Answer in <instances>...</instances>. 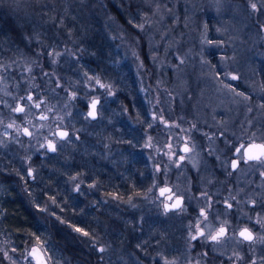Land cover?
Listing matches in <instances>:
<instances>
[{
	"label": "rangeland",
	"instance_id": "374dc122",
	"mask_svg": "<svg viewBox=\"0 0 264 264\" xmlns=\"http://www.w3.org/2000/svg\"><path fill=\"white\" fill-rule=\"evenodd\" d=\"M32 1L0 0L11 2L17 7ZM136 1L139 2L135 6L137 13L128 9V16L139 34L132 40L123 31L122 25L112 24L115 30L110 43L116 40L112 43L115 45L111 44L105 50L106 57L95 68L79 59L74 45L64 42L47 47L49 58L46 63L38 54L43 52L41 46L31 56L23 50L14 57L0 55V161L4 168L6 164L19 167L24 178L32 182L37 180V173L48 176L49 172L45 169L49 161L58 158L57 155L49 156L46 153L48 143L53 141L59 153L66 145H72L74 133L93 126L95 122L89 116V109L95 97L102 99L98 107L99 118L111 130L124 131L128 109L115 90L122 82L124 85L130 82L135 92L129 97H138L142 117L149 118L144 145L157 153L161 143L164 145V156L171 162L167 165L175 174L172 185L176 194H190V167L199 175L204 159L200 139L205 133V123L211 121L215 124L222 116L235 118L244 107L249 111L250 95L237 88L238 80L255 92L264 86V80L259 76L264 71V49L250 52L252 46L259 48L262 43L259 38H264V0ZM252 3L257 4L258 10L251 8ZM51 11L49 9L46 12ZM51 14L52 19L54 13ZM5 49L15 51V48L9 49L7 46ZM44 64H48V67ZM98 67L104 71L96 70ZM36 69L45 74L51 70L57 78L62 76L64 69L65 82L59 80L56 88H63L64 84L63 91L67 94L57 101L45 102L30 92L25 93L27 80ZM232 76L238 79L233 80ZM97 80L105 87L101 88ZM81 91L86 106L78 110L73 107L70 98L74 95L72 92L77 94ZM17 108H23L24 111L17 112ZM60 127L70 130L64 140L56 135V129ZM157 133H165L172 138H162L159 142L161 137L156 139L153 135ZM184 141L188 143L189 152L186 160L182 161L180 157ZM35 157L41 160L37 164ZM56 177L51 180L46 178L45 183H48L49 188L51 182L54 185L51 188L55 187ZM72 178L75 179V176ZM70 186L73 188L74 184L70 183ZM60 189L61 186H57L55 194L46 192L49 199H43V202L38 201L41 198L31 189L28 190L31 199L37 202L42 211L53 212L63 219L61 210H55L56 206L64 208L62 201L56 200ZM91 238L101 253L100 264H139L134 256L127 260L120 246L106 237ZM5 247L0 242V249L10 258L5 264H27L24 257L31 245L19 251L17 257H10L11 250L7 251ZM44 252L46 257H50L46 250ZM48 264L66 263L63 258L54 260V257H50Z\"/></svg>",
	"mask_w": 264,
	"mask_h": 264
},
{
	"label": "flooded vegetation",
	"instance_id": "af4514ba",
	"mask_svg": "<svg viewBox=\"0 0 264 264\" xmlns=\"http://www.w3.org/2000/svg\"><path fill=\"white\" fill-rule=\"evenodd\" d=\"M259 39L260 47L252 46L251 53L264 49V38ZM259 76L264 80V71ZM238 83L237 88L250 95L249 111L244 107L235 118L222 116L215 124L205 123L201 170L198 175L190 167L192 189L182 195L172 185L175 174L167 165L171 162L164 156V145L158 153L144 145L149 118L138 122V149L111 150L107 145L111 128L99 118L102 99L95 97L98 116L90 117L95 123L74 133L72 143V197L80 217L92 221V236L106 237L120 246L127 260L134 256L139 264H264V164L238 160L235 152L253 139L264 141V86L255 92L241 80ZM153 135L161 137L159 142L172 138L165 133ZM72 145L59 152L60 160L69 161L67 148ZM86 146H90L87 151ZM188 152L184 141L180 160H186ZM35 159L36 164L41 161ZM42 178L37 173L33 183L39 184ZM162 188L169 190L163 196ZM174 204L178 207H169ZM221 227L225 233L219 241L210 239ZM245 228L253 236L251 241L240 236Z\"/></svg>",
	"mask_w": 264,
	"mask_h": 264
},
{
	"label": "trees",
	"instance_id": "16d2710c",
	"mask_svg": "<svg viewBox=\"0 0 264 264\" xmlns=\"http://www.w3.org/2000/svg\"><path fill=\"white\" fill-rule=\"evenodd\" d=\"M137 4L139 2L136 0H33L24 4L25 6L17 7L11 2H0V55L14 57L23 50L31 56L38 51V46H41L43 52L38 54L46 63L49 58L47 47L64 42L67 45H74L79 59L87 66L95 68V65L97 66L98 62L101 63L106 57L105 50L115 45L112 43L116 40L110 43L111 34L115 30L112 24L122 25L123 31L132 40L136 34H139L128 16V9H131L132 13H137L135 7ZM49 9H52L50 14L54 13L52 19V14L46 12ZM141 37L143 38V35ZM5 46L9 49L15 48V51L5 49ZM47 65L44 64L45 67H48ZM107 67L111 69L110 65ZM96 70L104 71L100 67ZM62 73V76L59 75L57 78L51 70L45 74L36 69L27 80L25 93L30 92L45 102L62 99V96L67 94L63 91L64 84L63 88H56L59 80L65 82L63 77L66 71L63 69ZM134 92L135 89L130 82L128 85L122 82L115 90L116 95L123 98L128 109V121L123 125L124 131L110 130L107 143L111 150H122L127 148L126 146L130 149H138L137 145L141 143L136 136L141 133L137 125L144 117H142L143 112H140L138 97H129V94ZM72 93L74 95L70 99L73 107L83 110L86 106L85 98L81 95L83 91ZM67 149L68 162L60 160L59 153L49 154V156L57 155L58 158L54 157L49 161V166L45 169L49 174L46 177L42 176L39 184L24 178L19 167H10L6 164L7 167L4 168L0 161V242L7 246L5 247L7 251L11 250L10 257H17L19 251H24L33 243H37L39 237L38 243H45L46 251L50 257H54V260L63 258L66 264L102 263L101 253L91 238L92 221L88 217H80L79 205L72 197L73 188L70 183L73 181L74 173V147L72 145ZM85 149L89 150L90 146H86ZM54 176H57L54 179L55 187L51 188L54 186L51 182L49 188L48 183H45L46 178L51 180ZM56 185L61 186L56 200L62 201L64 208L59 209L56 206L55 210H61L63 219L55 216L53 212L42 211L33 204L29 196L28 189H31L41 198V202L43 199L48 200L49 191L52 194L57 193ZM101 223L105 224V220ZM79 227L81 232L76 231ZM7 261L8 258L0 249V264H5Z\"/></svg>",
	"mask_w": 264,
	"mask_h": 264
},
{
	"label": "snow or ice",
	"instance_id": "6c2138e0",
	"mask_svg": "<svg viewBox=\"0 0 264 264\" xmlns=\"http://www.w3.org/2000/svg\"><path fill=\"white\" fill-rule=\"evenodd\" d=\"M251 8L254 11L258 10L257 4H255V3L251 4ZM231 79L236 80V79H238V77L232 76ZM96 83L99 84V86L101 88L105 87V85L100 83L99 80H97ZM240 95H243V93H240ZM28 99L31 100L32 97L29 96ZM36 106L39 107L38 104ZM95 107H96V101H94L92 104L93 111L89 113V115L92 116L93 118L95 117ZM261 107H264V105H261ZM15 111L23 112L24 109L23 108H17V109H15ZM9 127H11V125H9ZM25 131H27V130H25ZM29 135H30V133H29ZM60 135L66 136L67 133H60ZM52 150L54 151L55 148L52 147ZM185 150L187 151V149H185ZM235 152L238 156V160H245V162L256 161V162L264 164V141L257 143L256 140L253 139L247 145L240 144L239 147L235 148ZM233 166L234 167L236 166L235 162H234ZM167 191H169V190L165 189V188L160 189L161 196H163L165 194V192H167ZM169 199H171V197H169ZM177 206L178 205H173V207H177ZM165 207L167 208V205ZM229 207H231V206L229 205ZM201 215H203V212L201 213ZM76 231H81V229H76ZM224 233H225V229L223 227H221L216 235H212L209 238L218 242L220 237H222L224 235ZM201 234H203V233H201ZM85 235H87V233H85ZM240 236L244 240H247V241H251L253 239L251 232L247 228L243 229L240 232ZM195 238L196 237L193 236V239H195ZM38 242H39V237H37V243H33V246L30 248V250L27 251V254L25 255L24 259H25V261H27V264H33V262H34V264H48V259H50V257L44 256V251L46 250L45 249V243H38ZM100 250L103 251V249H100ZM13 251H15V249H13ZM4 256L6 258H9V257H7L6 252L4 253ZM165 264H168V262L165 261Z\"/></svg>",
	"mask_w": 264,
	"mask_h": 264
},
{
	"label": "water",
	"instance_id": "95a60500",
	"mask_svg": "<svg viewBox=\"0 0 264 264\" xmlns=\"http://www.w3.org/2000/svg\"><path fill=\"white\" fill-rule=\"evenodd\" d=\"M94 101H96L95 117H97V116H98L97 104H98V102H99V99H98V98H94L93 101L91 102V104H90V109H89V113L93 111L92 104H93ZM90 117H92V116H90ZM95 117H94V118H95ZM92 118H93V117H92ZM26 133L28 134V131H26ZM60 133H67V135H66V136H61ZM57 134H58V136L61 137V138H66V137L68 136V134H69V130H68V129H65V128H58V129H57ZM52 147L55 148V143H54L53 141H50V142L48 143V149H49L50 151H53V150H52ZM174 205H175V204H174ZM169 207H173V205H171V206H169ZM177 207H178V206H177ZM174 208H175V207H174ZM32 246H33V245H32ZM32 246H31V247H32ZM44 256L46 257L45 252H44Z\"/></svg>",
	"mask_w": 264,
	"mask_h": 264
}]
</instances>
